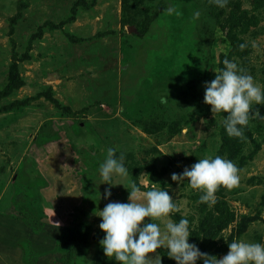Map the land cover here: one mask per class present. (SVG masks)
I'll return each mask as SVG.
<instances>
[{
  "label": "rangeland",
  "instance_id": "374dc122",
  "mask_svg": "<svg viewBox=\"0 0 264 264\" xmlns=\"http://www.w3.org/2000/svg\"><path fill=\"white\" fill-rule=\"evenodd\" d=\"M225 57L264 85V0H0V264H121L103 253L96 214L128 200L129 180L173 194L177 208L152 219L164 231L187 216L200 245L215 204L171 174L219 155L223 137L240 181L217 188L232 220L203 251L264 243V119L243 126L246 139L229 136L226 113L203 99ZM108 147L129 176H113L121 184L104 199Z\"/></svg>",
  "mask_w": 264,
  "mask_h": 264
},
{
  "label": "clouds",
  "instance_id": "9594fccd",
  "mask_svg": "<svg viewBox=\"0 0 264 264\" xmlns=\"http://www.w3.org/2000/svg\"><path fill=\"white\" fill-rule=\"evenodd\" d=\"M223 7L226 0H214ZM194 15L198 16L199 12ZM241 44L240 47H245ZM223 67L210 81L204 82V102L211 106L212 112H224L222 123L229 136L246 139L244 127L256 117L264 119V113L256 105L264 104V85L242 69L235 60L225 57ZM168 99L161 96V103ZM124 153L117 155L115 147H108L104 159L99 164V173L107 187L103 198L111 196L113 176L128 177L129 170L124 163ZM237 164L221 155H205L185 167L182 172L171 174V179L183 182L188 178L193 188L201 190L199 200L215 204L216 191L220 185L231 188L240 181ZM129 198L124 201L109 200L98 215L99 228L104 235L100 239L106 257L115 258L121 264H162L161 254L156 252L161 246L167 248V255L177 264H264V243L244 238L233 239L228 243L226 254L217 258L215 254L202 251L196 242L189 241L190 221L181 216L178 221L170 217L164 228L152 218L168 216L177 208L173 194L164 187H151L143 190L134 181H128ZM98 193V197H99ZM145 217L150 220L145 221ZM154 253V255H149Z\"/></svg>",
  "mask_w": 264,
  "mask_h": 264
},
{
  "label": "trees",
  "instance_id": "16d2710c",
  "mask_svg": "<svg viewBox=\"0 0 264 264\" xmlns=\"http://www.w3.org/2000/svg\"><path fill=\"white\" fill-rule=\"evenodd\" d=\"M19 83L20 82H17V84H13L11 87L13 88L18 87ZM230 141H231L230 139L223 137V143L221 148L219 149V155L222 156L224 153H227L229 157H233L236 154L237 151L236 149L234 150L232 149L233 143H231ZM214 207L216 213L213 216H209L205 220L204 226L202 227L201 230L203 240L202 243L198 246L202 251L207 249L209 246H211L214 243L215 237L232 220V213L230 212L228 205L223 200L216 199V203Z\"/></svg>",
  "mask_w": 264,
  "mask_h": 264
},
{
  "label": "water",
  "instance_id": "95a60500",
  "mask_svg": "<svg viewBox=\"0 0 264 264\" xmlns=\"http://www.w3.org/2000/svg\"><path fill=\"white\" fill-rule=\"evenodd\" d=\"M51 78V76L50 77H48V79H50Z\"/></svg>",
  "mask_w": 264,
  "mask_h": 264
},
{
  "label": "bare ground",
  "instance_id": "6f19581e",
  "mask_svg": "<svg viewBox=\"0 0 264 264\" xmlns=\"http://www.w3.org/2000/svg\"><path fill=\"white\" fill-rule=\"evenodd\" d=\"M52 78V77H51Z\"/></svg>",
  "mask_w": 264,
  "mask_h": 264
}]
</instances>
